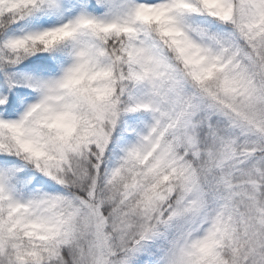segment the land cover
Returning <instances> with one entry per match:
<instances>
[{
	"label": "snow or ice",
	"instance_id": "6c2138e0",
	"mask_svg": "<svg viewBox=\"0 0 264 264\" xmlns=\"http://www.w3.org/2000/svg\"><path fill=\"white\" fill-rule=\"evenodd\" d=\"M0 264H264V0H0Z\"/></svg>",
	"mask_w": 264,
	"mask_h": 264
}]
</instances>
